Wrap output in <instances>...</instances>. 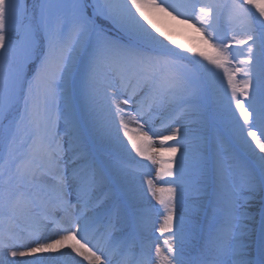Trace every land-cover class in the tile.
<instances>
[{
  "label": "snow or ice",
  "instance_id": "1",
  "mask_svg": "<svg viewBox=\"0 0 264 264\" xmlns=\"http://www.w3.org/2000/svg\"><path fill=\"white\" fill-rule=\"evenodd\" d=\"M0 264H264V0H0Z\"/></svg>",
  "mask_w": 264,
  "mask_h": 264
},
{
  "label": "rangeland",
  "instance_id": "2",
  "mask_svg": "<svg viewBox=\"0 0 264 264\" xmlns=\"http://www.w3.org/2000/svg\"><path fill=\"white\" fill-rule=\"evenodd\" d=\"M160 25L169 37L175 40L178 45H184L185 48L196 49L202 47L199 41V35L194 29L176 24V22L171 21L170 19L160 21Z\"/></svg>",
  "mask_w": 264,
  "mask_h": 264
}]
</instances>
